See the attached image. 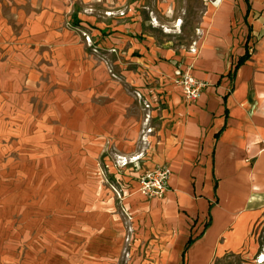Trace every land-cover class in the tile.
Here are the masks:
<instances>
[{"label": "rangeland", "instance_id": "obj_1", "mask_svg": "<svg viewBox=\"0 0 264 264\" xmlns=\"http://www.w3.org/2000/svg\"><path fill=\"white\" fill-rule=\"evenodd\" d=\"M212 2L0 0V264H158L155 199L136 183L149 166L115 162L141 150L165 100L136 94L131 50L150 39L189 54ZM259 244L214 264H255Z\"/></svg>", "mask_w": 264, "mask_h": 264}, {"label": "crops", "instance_id": "obj_2", "mask_svg": "<svg viewBox=\"0 0 264 264\" xmlns=\"http://www.w3.org/2000/svg\"><path fill=\"white\" fill-rule=\"evenodd\" d=\"M196 25L194 55L150 39L132 46L143 66L133 70L142 71L143 80L132 79L136 94L145 96V86L165 100L152 111L141 150L121 157L137 156V168H168L167 192L147 216L158 228V264H214L229 254L248 262L264 242V0L206 3ZM245 45L250 57L231 77ZM182 63L204 83L194 102L173 88Z\"/></svg>", "mask_w": 264, "mask_h": 264}, {"label": "built area", "instance_id": "obj_3", "mask_svg": "<svg viewBox=\"0 0 264 264\" xmlns=\"http://www.w3.org/2000/svg\"><path fill=\"white\" fill-rule=\"evenodd\" d=\"M189 54H196L195 42L189 49ZM173 88L179 91L185 102H194L200 98L204 83L198 80L192 74V68L189 65L179 66L173 72ZM149 119V118H148ZM137 156L127 159L117 156L115 162L126 166L134 162ZM169 171L165 166H158L137 175V186L140 194L148 200L161 199L167 192ZM264 251V250H263ZM263 255H259V261Z\"/></svg>", "mask_w": 264, "mask_h": 264}, {"label": "trees", "instance_id": "obj_4", "mask_svg": "<svg viewBox=\"0 0 264 264\" xmlns=\"http://www.w3.org/2000/svg\"><path fill=\"white\" fill-rule=\"evenodd\" d=\"M245 46H246V47H245L246 50H245L244 55L238 58V60H237V62H236V64H235V66H234V69H233L232 74H229L231 77H232V75H234V73L236 72V70H237L241 65H243L244 62L247 61V60L249 59V57H250V54L248 53L247 45H245ZM224 99H225V98H224ZM223 129H224V128H222V130H223ZM187 243H190V240H188Z\"/></svg>", "mask_w": 264, "mask_h": 264}, {"label": "bare ground", "instance_id": "obj_5", "mask_svg": "<svg viewBox=\"0 0 264 264\" xmlns=\"http://www.w3.org/2000/svg\"><path fill=\"white\" fill-rule=\"evenodd\" d=\"M255 263H258V264H262V263H264V254H263V256L261 257L260 261H259V262H258V261H255Z\"/></svg>", "mask_w": 264, "mask_h": 264}]
</instances>
